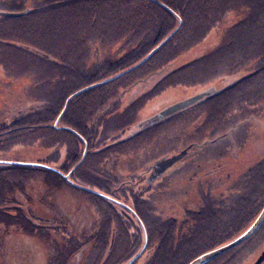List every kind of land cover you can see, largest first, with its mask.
Here are the masks:
<instances>
[{
    "label": "rangeland",
    "instance_id": "374dc122",
    "mask_svg": "<svg viewBox=\"0 0 264 264\" xmlns=\"http://www.w3.org/2000/svg\"><path fill=\"white\" fill-rule=\"evenodd\" d=\"M252 1L256 4L261 1L262 8H264V0ZM25 2L24 5L20 0H11L9 3L6 0L5 8L17 12L27 6V1ZM74 10H76L74 15L71 17L62 15L61 20L57 12H51L46 17H36L33 14L15 19L0 17L1 124L8 121L11 114H14L16 109L22 108L24 101L29 98L34 102L53 98L55 108L59 107L63 102L65 103L68 88L81 81L86 83L88 79L104 76L108 66L128 51L118 43L111 44V42H102L95 38L92 39L98 43L94 40L88 42L87 40L90 39L88 32L79 36L78 28L74 25L90 21L91 15L81 7ZM236 12L244 15L242 7L230 12L229 16L234 14L231 18L233 20L224 18L226 22L222 26L220 24L212 27L204 41L183 50L184 52L175 58L169 68L150 76L148 74L139 76L149 67V64H146L135 72H132L135 68L130 70L128 68L122 75L107 81L108 83L115 81L114 87H111V90H116L112 101H109L110 97L105 100L100 99L93 109L88 108L90 110L85 115L88 126L91 127L94 124L92 137L99 146L95 161L86 160L90 140L73 127L67 126L65 119L61 120L59 126V120L55 122V129L58 130L59 127L65 126L72 128L74 131H71L78 133L84 142L79 162L67 172L59 169L66 157L65 141L62 142L64 145L61 151H56V145L59 143L57 141L60 139L56 135L59 134L61 137L66 135L63 131L60 132L61 130L55 133L50 131L52 145L44 149L46 152L43 154L36 147H27L19 143L11 144L8 150L0 149V152H7L6 157L10 158L5 160L45 164L50 166V169L61 173L67 180V183L61 184L60 187L48 185L45 173L52 176L55 174L43 170H29L36 174L24 177L25 182H19L18 175L13 176L10 193L12 196L15 193L19 205L31 217L33 222L31 223L36 226V230L29 233L17 225L0 224V264H52L51 260L56 249L64 247V236L61 234L63 230L67 231L66 237L83 240L79 254L82 257L79 258L80 262L87 263L97 251L100 253L97 257V264H107L110 253H102L101 249L95 248L92 241L90 243L87 240L95 241L94 235L102 229L99 228L101 214L96 209L101 200L91 193L97 191L110 196L105 191H110L112 187L118 188L125 182L129 186L134 184L135 188L140 186L147 190L143 197L146 200L148 198L147 209L150 212L155 211V215L160 214L163 218L176 217L178 221L185 223L184 228H195L196 232L199 231L200 224H202L201 230H204L206 226L204 227L203 223L195 219L191 211L188 212V219L185 211L188 209L194 211L196 208L203 210L204 196L211 199L210 201L215 206L223 208L224 211L221 214L225 219L228 216L231 218L227 222L216 223L214 231L228 228L233 223V218H239L237 209L234 211L232 208L228 209V206L232 204L229 198L236 194L253 190V200L245 203L246 209L251 212L257 207V202L262 199L261 193L258 192V188L254 190V185L248 183L245 177L249 173L252 175L254 170L260 174L264 172V167L261 165V161H264V87H259V83L257 86L256 82H249L248 89L254 90V95L251 94L249 99H246L250 106H240L238 103L226 106L230 111L223 119L217 111L212 114L213 111L208 108V103L204 106L201 103L200 105L195 103L196 105L193 104L178 111L167 119L161 120L162 122L159 121L160 123L146 125L149 118L167 106L208 88H215L216 92L212 94L221 93L232 82L253 74L255 68L260 67V60L253 59L246 61L242 69L235 73H232V67H230L225 75L217 76V79L207 82L202 80L205 81L209 79L205 77L212 75L204 74L199 77L197 75L201 73L197 70L189 73L188 79L190 80L183 81L176 80L180 78L179 73L178 75L169 73L176 67L179 69L181 66L188 65L192 59L221 41L223 32L237 23L235 21V17L238 19ZM179 18L181 19L180 16ZM90 34L92 37L96 35L94 32ZM21 44L33 47L32 49L36 48L34 51L40 49L49 57L24 50ZM106 45H111V48ZM154 58L150 62L154 61ZM127 73L130 74L127 75ZM124 75L127 76L124 77ZM137 76L139 77L136 79ZM259 78L263 82L262 76ZM122 81L131 84L123 87L122 84L120 85ZM130 86H132L131 90H127ZM81 94L91 96L89 92ZM229 94L230 92H226V95ZM84 96L81 99L87 102L89 98ZM259 97L261 98L257 103ZM189 109L191 111H188ZM114 114L116 115L109 123V130L104 133L100 120L108 119ZM237 123H240L239 127L234 131ZM34 132L38 134L42 133V130L35 129ZM138 132L144 133L135 136ZM217 135L224 136L219 138L216 137ZM71 148L75 150L74 147ZM183 149H187V153L180 160L167 170L156 172L155 165L159 161L172 157ZM85 160L90 163L86 165L87 171L82 170L79 177L81 180L75 181L72 179V174ZM256 179H258V185L263 181L262 178ZM21 187L24 189L22 190ZM117 194L120 197L125 196L122 191H118ZM110 197L114 198L112 195ZM11 205L15 206L14 203ZM10 212L16 211L10 210ZM254 218L251 221L248 220L247 224L253 223ZM142 228L143 233H146L147 226L143 224ZM216 238H208L209 247H215L213 243L217 240ZM252 239H254L252 243L254 246L246 258L242 251L240 252L242 255L235 253L223 264H233L235 260L237 264H253L264 250V229ZM189 242H193V238ZM111 244L113 246V240ZM147 247L148 238L141 252L146 251ZM138 255L124 264L144 262V257L136 261ZM240 258L242 261L238 262ZM72 262L73 260L70 261ZM217 262L220 263V261ZM108 264L114 263L109 262ZM162 264H166L165 261Z\"/></svg>",
    "mask_w": 264,
    "mask_h": 264
},
{
    "label": "trees",
    "instance_id": "16d2710c",
    "mask_svg": "<svg viewBox=\"0 0 264 264\" xmlns=\"http://www.w3.org/2000/svg\"><path fill=\"white\" fill-rule=\"evenodd\" d=\"M5 1L6 0H0V17L14 19L31 14L36 17H46L48 16L47 14L51 12H57L61 20L62 15H69L71 17L76 11L74 9L81 7L87 10L91 17L90 21L80 22L74 25L78 28L79 36L88 32V37L90 38L87 40L88 42L94 40L92 38H95L102 42H111V44L118 43L128 49L122 57L108 66L104 76L88 79L86 83L81 81L68 88L65 103L63 102L59 107L55 108L53 98L37 102L29 98L24 101L25 104H23L22 108L19 110L16 109V111H14L15 113L11 114L8 121L2 122V124L0 123V149L8 150L11 144L19 143L27 147H36L40 150L41 154H43V152H46L44 149L52 145L50 142V131L55 133V131L61 130L60 132L63 131L66 133L65 137H61L59 134L56 135L60 137L57 141L59 143L56 145V151H61L64 145L62 144L63 141H65L66 144V157L59 168L62 172L71 170L79 162L84 147V142L81 140L82 138L79 137L78 133L68 130L66 126L59 127L58 130L54 127V123L60 116L67 99L72 96L68 101L66 111H64L59 119L58 126L61 120L65 119L67 126L73 127L76 131L84 135L85 138L90 140V148L86 160L95 161L99 146L98 142L95 143L92 137L94 124L89 127L85 115L90 110L88 108L93 109L94 105L100 102V99L105 100L107 97H110L109 101H112L116 90H111V87H114L115 81L110 83L107 82L108 84H98L88 89V91H83L91 93V96H84L81 94L83 92L75 93L86 86L108 79L142 62L145 57L180 24L179 16L183 21L179 31L156 50L148 60L133 69L132 72L139 70L146 64H149V67L139 76L154 74V72L157 70L159 71L163 67H166V69L169 68L175 58L180 53L184 52L183 50L189 49V47H193L196 43L204 41L212 27L220 24L222 26L226 22L224 18L233 20L231 18L234 17V14H230L229 16V13L236 11L238 7H242L244 11L242 13H244V15L242 16L236 12L238 19L235 17V21H237V23L223 32L221 41L213 48L209 47L210 49H207L205 52L203 51L200 55L192 59L188 65L181 66L179 69H172L169 73H171V75H178L179 73L180 78H176V80L183 81L190 80L188 79L189 73L197 70L198 73H201L197 75L199 77L204 74L213 76H207L205 78L209 79H205V81L202 80L203 82H207L217 79L220 75H225L228 73L230 67H232V73H235L237 70L242 69V65L246 61L258 58L261 64L260 67L255 68L252 72L253 74L243 76V78H239L232 82L227 86L230 88L229 90L227 88L221 93L212 94L196 103L199 105L201 103L202 106L208 103V108L213 111L212 114H214V111L219 112L221 119L225 118L230 111L226 106H233L237 103L240 104V106H250V104L246 102V99H249V95H254V90L248 89L249 82H256L257 86L259 83V87H264V8H262L261 1L256 4L252 0H26L27 6L17 12L26 9L27 12L19 16L3 14L6 10L14 11L5 8ZM10 1L11 0H7L8 3ZM20 1L25 5V0ZM161 2L166 6L162 5ZM90 32H94L96 35L92 37ZM259 32L260 34H258ZM94 41L98 43L96 40ZM21 47L27 51L46 55L40 49L34 51L36 48L32 49L33 47L25 44H21ZM106 47L111 48V45H106ZM112 51L114 53V50ZM152 58H154V61L150 62ZM187 67L189 68L181 70ZM130 73H127V75ZM127 75H124V77ZM139 76H137L136 79ZM260 76H262L263 82L259 80ZM121 84L123 87H126L129 82L122 81L120 85ZM225 91L230 92V94L226 95ZM101 93L102 95L100 96ZM104 93L110 94L111 96H106ZM83 96L89 98L87 102L81 99ZM260 98L261 97L257 98V103ZM233 99L235 101H232ZM188 111L191 110L189 109ZM115 115L116 114L113 116L111 115L108 119L103 118L100 120L104 133H107L109 130V123L112 122ZM102 117L105 116L102 115ZM25 120L28 121L25 122ZM239 124L240 123H237L235 125L234 131L237 130ZM35 129L42 130V133L35 134ZM144 132H138L135 136ZM223 136L224 135H217L216 137L221 138ZM71 147H74L75 150L73 151ZM5 153L7 152H0V159H10L6 157ZM86 160L73 172L72 179L75 181L80 179L79 177L82 170L85 169L87 171L86 165L90 163L86 162ZM29 170H43L54 173L55 176L45 173L46 180L49 183L48 185L60 187L61 184L67 183V180L61 173L42 165L0 163V224L17 225L19 228L22 227L24 231L30 233L36 230V226L32 224L31 217L28 216L25 210L19 205L15 193H13V196L10 193L13 185V176L18 175V181L25 182L26 179L24 177H30L36 174ZM252 175L254 177H252ZM252 175L249 173L247 175L249 177L246 176L245 179H247L248 183L254 185L255 190L258 184V179L256 178H258L259 172L254 170ZM109 186L112 187L111 185ZM21 188L22 190L24 189V187ZM118 191L125 193V196L120 197L117 194ZM145 191L147 190L140 186H136L135 188L134 184H130L129 186L125 182L122 186H118V188L112 187L110 191H105L110 196L112 195L114 200L101 197L96 193H91L94 197L101 200L100 205L97 206L96 209L101 214L99 218V220H101L99 228L102 229L94 235L95 241L87 240L89 242L92 241L95 248L101 249L102 253H110L107 264L109 262L114 264H124L128 262L133 254L144 246L146 238H148L149 264H162L163 261H165L166 264H187L198 255L211 249V247L208 246V238L217 237L213 235L214 225L219 223L215 218V220H213L210 219V216H207L198 220L204 224V227L206 226L204 230H201L202 224H200L198 232L195 231V228L186 229L184 228L185 223L178 221L176 217L163 218L160 214L155 215V211L150 212L147 209L149 203L148 198L146 200V198L143 197ZM129 192H131V194H129ZM252 193L253 190H250V192L248 190L247 193H238L230 198L232 201L230 210L231 208L233 211L237 209L242 213L243 206L239 204V201H242L245 197L246 204L251 202V200H253ZM11 203H14L15 206H12ZM258 204L259 201L257 202V206ZM262 205L263 204H261L259 208H261ZM130 206L132 208H130ZM10 210L16 212L13 213L10 212ZM204 213L206 215L212 214L210 210ZM186 216L189 219L188 214H186ZM129 223L131 224L127 226ZM142 223L147 226L146 233H143ZM233 225L234 224L229 225L230 228H228V230H234V236L239 235L241 229L239 227L234 229ZM152 226H154L153 229ZM128 228H130V230H128ZM131 229L133 231H131ZM205 229L206 231L211 230L209 231L210 234L207 233L209 236L211 235L210 237L206 236ZM61 234L64 236V247L62 246L56 249L51 262L55 264L70 262L72 260L73 262H77L78 258H80L78 254L81 252V241L83 240L74 237L70 238V236L66 237V230L61 231ZM192 238L193 242H189ZM252 238H254V236L236 248L219 256L211 263L223 264L235 255V253H237V255H242V253H240L242 251H244V258H246L247 254L250 253L254 246L252 244L254 239ZM230 239L231 238L217 239L215 243H213V246L224 244ZM112 240L113 246L111 244ZM88 241L87 243H89ZM99 254L100 253L96 251V254H94L95 256L88 261L87 264H97V257ZM217 261H220V263ZM240 261H242V258H240L238 262ZM235 262L233 264H237Z\"/></svg>",
    "mask_w": 264,
    "mask_h": 264
},
{
    "label": "water",
    "instance_id": "95a60500",
    "mask_svg": "<svg viewBox=\"0 0 264 264\" xmlns=\"http://www.w3.org/2000/svg\"><path fill=\"white\" fill-rule=\"evenodd\" d=\"M162 5L166 6L164 3L161 2ZM27 11V10H26ZM26 11H21V12H14V11H5L3 12V14L5 15H10V16H15V15H19V14H23V13H26ZM182 26V19H180V24L175 28V30L173 32H171L160 44H158V46H156L146 57L145 59L140 62L139 64L145 62L146 60H148L151 55L156 51L158 50L163 44H165L179 29L180 27ZM139 64H136L134 65L133 67L129 68L128 70L130 69H133V68H136ZM123 73H125V71L121 72L120 74L114 76V77H111L105 81H101V82H98V83H95V84H92V85H89L87 87H84L82 89H80L79 91H77L75 94L77 93H80V92H83L84 90H87L88 88H91L95 85H98V84H102L104 82H107V81H110V80H113L115 79L116 77H118L119 75H122ZM213 92H216L215 88H208L206 90H203L193 96H190L186 99H183V100H180L172 105H169L167 106L166 108L162 109L161 111H159L157 114H155L154 116H152L151 118H149L147 121H146V125H152L156 122H159L171 115H173L174 113L178 112V111H181L201 100H203L204 98H206V96H210L212 95ZM74 95V94H73ZM72 96H70L67 101H66V104L64 106V109L63 111L61 112V115L64 113V111L66 110V107H67V104H68V101L70 100ZM61 115L58 117V119L56 120V122H58V120L60 119ZM67 129L69 130H72L74 131L72 128H69L67 127ZM191 147V146H190ZM86 152V150H85ZM187 153V149H183L180 153L172 156V157H169V158H164L163 160L159 161L155 167L157 168L158 172H161V171H164L166 169H168V167H170L171 165H173L176 161L180 160L185 154ZM0 163H5V164H30V165H42V166H45V167H49L48 165H45V164H40V163H28V162H19V161H14V160H5V159H0ZM56 170V169H55ZM65 177L67 178V175H65ZM95 192V191H94ZM96 193L100 194V195H103L104 197H107V198H111L110 196L108 195H104L102 193H99L96 191ZM114 200V198H111ZM126 205V204H125ZM264 222V207L260 213V215L256 218V220L250 225V227L244 231L242 234H240L238 237H236L235 239L223 244V245H220L216 248H213L209 251H206L204 253H202L201 255H199L198 257H196L195 259H193L191 262H189L188 264H205L207 262H209L210 260L214 259L215 257L221 255L222 253L226 252L227 250H229L230 248L238 245L239 243L245 241L246 239H248L249 237H251L255 232L256 230L263 224ZM133 261V260H132ZM264 261V251L263 253L257 258V260L253 263V264H261L262 262ZM131 263V262H130ZM129 263V264H130Z\"/></svg>",
    "mask_w": 264,
    "mask_h": 264
},
{
    "label": "flooded vegetation",
    "instance_id": "af4514ba",
    "mask_svg": "<svg viewBox=\"0 0 264 264\" xmlns=\"http://www.w3.org/2000/svg\"><path fill=\"white\" fill-rule=\"evenodd\" d=\"M113 55L115 56V52L113 53ZM116 57V56H115ZM117 60H118V58H117ZM178 67H176L175 69H177ZM163 69H166V67H163V68H161L159 71H161V70H163ZM156 72H158V70L156 71ZM155 73V72H154ZM150 76V75H149ZM129 84H131V83H129ZM128 84V85H129ZM127 85V86H128ZM131 88H132V86H130L127 90H131ZM144 126V125H143ZM264 157V156H263ZM261 165H263V167H264V161H261ZM157 169V168H156ZM167 170V169H166ZM156 172H158V170L156 171ZM258 178H262L263 179V181L258 185H256V189L258 188V192L259 193H261V197H262V199L261 200H259V204H258V206L257 207H255L254 209H253V211H251V212H249V211H247V209H246V204H245V202H246V198L244 197V199L241 201H239V204L240 205H242L243 207H242V213H240L239 212V218L238 219H235V218H233V223L232 224H234L233 225V227H234V229H237L238 227L241 229V232H240V234H242L244 231H246L249 227H250V225L252 224H250V225H248L247 224V222H248V220L249 221H251L254 217V221L256 220V218L260 215V213H261V211H262V209H263V207H264V172H261V174L259 173V175H258ZM242 181V180H241ZM241 193V192H240ZM211 199H208V197L206 198V196H204V204H205V206H204V208H203V210L202 209H200V208H196V209H194V211L191 209V210H186L185 211V215L186 214H188V212L189 211H191L192 213H193V216H194V218L195 219H197V220H199L200 218H204V217H207V216H210V219H213V220H217L218 222H227V221H229L231 218H230V216H228V218L227 219H225L224 218V216H222V212L224 211L223 210V208H220V207H217V206H215L211 201H210ZM229 200H230V198H229ZM231 201V200H230ZM231 203H232V201H231ZM261 204H263L262 205V207L261 208H259V206L261 205ZM231 206V205H230ZM230 206H228L229 208L228 209H230ZM207 210H210L211 212H212V214H210V215H206L204 212L205 211H207ZM248 213H250L249 215H248ZM215 218V219H214ZM236 221L238 222V223H236ZM253 221V222H254ZM236 225H238V226H236ZM263 225H264V222H263V224L256 230V232L251 236V237H253V236H255L256 234H260V232L264 229V227H263ZM228 228H230V226H228ZM228 228H224L223 230H220V231H214V236H217V237H220V238H231L230 240H228L227 242H229V241H231V240H233L234 238H236V237H238L239 235H236V236H234L233 234L235 233V231L234 230H228ZM209 231H211V230H208V231H206V236L207 237H210L208 234H210L209 233ZM208 233V234H207ZM216 233V234H215ZM234 237H233V236ZM233 237V238H232ZM251 237H249V238H251ZM248 238V239H249ZM248 239H246V240H248ZM245 240V241H246ZM245 241H243V242H241V243H239L238 245H236V246H234V247H232V248H230L229 250H227L226 252H224V253H222L221 255H223V254H225V253H227V252H229L230 250H232V249H234V248H236L237 246H239V245H241L242 243H244ZM227 242H225V243H227ZM224 243V244H225ZM220 245H223V244H220ZM219 245V246H220ZM215 247H218V246H215ZM214 247V248H215ZM211 249H213V248H211ZM211 249H209V250H211ZM208 250V251H209ZM147 251V252H146ZM146 251H144V252H141V248L140 249H138L134 254H133V256L132 257H134V256H136V255H138V253H140L139 255H138V257L136 258V261H139L142 257H144V262H141L140 264H149L148 263V259H149V250H148V247H147V250ZM264 251V250H263ZM262 251V252H263ZM206 252V251H205ZM204 253V252H203ZM79 255V254H78ZM221 255H219V256H221ZM219 256H217V257H215L214 259H212V260H210L209 262H207V263H205V264H212L211 262L213 261V260H215L216 258H218ZM78 258V257H77ZM80 258H82V257H80ZM70 262H65V263H56V264H69ZM264 263V261L261 263V264H263ZM52 264H55V263H52ZM70 264H87V263H82V262H80L79 261V258H78V261L77 262H72V263H70ZM133 264V263H132Z\"/></svg>",
    "mask_w": 264,
    "mask_h": 264
}]
</instances>
